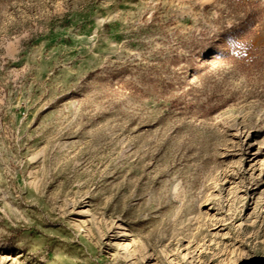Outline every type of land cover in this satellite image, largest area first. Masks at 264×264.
<instances>
[{"label":"rangeland","instance_id":"1","mask_svg":"<svg viewBox=\"0 0 264 264\" xmlns=\"http://www.w3.org/2000/svg\"><path fill=\"white\" fill-rule=\"evenodd\" d=\"M0 264H264V0H0Z\"/></svg>","mask_w":264,"mask_h":264}]
</instances>
